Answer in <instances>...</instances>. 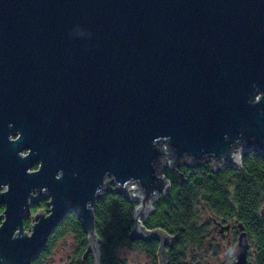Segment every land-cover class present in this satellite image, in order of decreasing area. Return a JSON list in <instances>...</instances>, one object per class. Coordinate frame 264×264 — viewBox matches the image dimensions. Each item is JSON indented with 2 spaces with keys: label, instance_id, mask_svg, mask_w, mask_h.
I'll use <instances>...</instances> for the list:
<instances>
[{
  "label": "water",
  "instance_id": "1",
  "mask_svg": "<svg viewBox=\"0 0 264 264\" xmlns=\"http://www.w3.org/2000/svg\"><path fill=\"white\" fill-rule=\"evenodd\" d=\"M250 152L264 157V0H0V264H30L70 211L100 264L103 192L136 202L137 238L170 187L160 163L218 171ZM247 247L242 233L237 264Z\"/></svg>",
  "mask_w": 264,
  "mask_h": 264
},
{
  "label": "trees",
  "instance_id": "2",
  "mask_svg": "<svg viewBox=\"0 0 264 264\" xmlns=\"http://www.w3.org/2000/svg\"><path fill=\"white\" fill-rule=\"evenodd\" d=\"M182 178L178 172L164 169L163 173L170 181V187H178L182 194L178 196V208H174V198L170 187L165 194H161L154 204V213L151 218L143 219L145 227H152L158 220L157 214L167 217L171 225H179L182 214L183 200L188 198V229L191 239L198 240L200 230L197 225L194 206L199 200L208 203L209 207L217 213L234 211L237 208L239 217L243 222L249 223L254 205L264 202V157L250 152L242 159L241 169L227 168L223 172L213 171L209 164L195 168L183 167ZM47 198L32 201L30 214L23 220L25 230L33 222L32 216L47 206ZM136 202L131 201L114 190L103 192L97 199L95 214V234L98 238V252L100 264H123L117 255V250L122 246H134L136 238H132L134 229L133 212ZM3 207L0 206V214ZM181 214V215H180ZM257 216L259 222L261 221ZM253 218V217H252ZM160 224V223H159ZM167 224V223H166ZM69 232L76 238V246L69 264H95L92 252L89 251L90 238L84 229L77 214L70 211L54 228L43 249L32 259L30 264H45L51 256L57 243ZM149 255H154L156 245L152 240L142 243ZM264 256V253H263Z\"/></svg>",
  "mask_w": 264,
  "mask_h": 264
},
{
  "label": "flooded vegetation",
  "instance_id": "3",
  "mask_svg": "<svg viewBox=\"0 0 264 264\" xmlns=\"http://www.w3.org/2000/svg\"><path fill=\"white\" fill-rule=\"evenodd\" d=\"M203 164H209V162ZM183 167L186 166L178 165L172 170L178 172L182 178L181 169ZM229 167L235 168V170L241 169L242 162L238 168ZM229 167H224L218 171L223 172ZM182 180L185 181L184 178ZM172 186L170 187L172 191L170 195L175 200L174 208H178V196L182 193L178 191L177 186ZM181 204L183 206L179 211L182 218H180L181 223L179 225H171L167 221V217L158 213L156 223L152 227H145L143 223L144 231L141 230L142 233L132 241V244H139V247L135 249L152 258L153 264H237L234 248L242 233L245 234L248 244L244 264H264V202L259 203L258 206L254 205L253 218L251 217V221L246 223L239 217L237 208L234 211L217 213L216 210L209 207L208 203L203 200L197 201L196 204L201 208L193 210L196 212L198 221L194 228L199 229L200 234L197 235L198 240L196 239L195 242L192 241V235L188 232V229L191 232L193 228H188V198L184 199ZM153 213L154 211L144 220L151 218ZM257 216H259L260 222ZM149 233H155V237H148ZM149 240H152L156 245L154 255H149L147 249L140 246ZM123 247L133 249L134 246Z\"/></svg>",
  "mask_w": 264,
  "mask_h": 264
},
{
  "label": "rangeland",
  "instance_id": "4",
  "mask_svg": "<svg viewBox=\"0 0 264 264\" xmlns=\"http://www.w3.org/2000/svg\"><path fill=\"white\" fill-rule=\"evenodd\" d=\"M164 165V163H160L158 168L166 169ZM47 208L48 207H45L44 209ZM200 208L201 207L197 204L194 206V210ZM75 246L76 238L72 232H69L57 243L54 251L45 264H69V258L72 256ZM117 255L123 264H153L152 258H149L135 248L131 249L122 246L117 250Z\"/></svg>",
  "mask_w": 264,
  "mask_h": 264
},
{
  "label": "built area",
  "instance_id": "5",
  "mask_svg": "<svg viewBox=\"0 0 264 264\" xmlns=\"http://www.w3.org/2000/svg\"><path fill=\"white\" fill-rule=\"evenodd\" d=\"M131 193H133L134 195L136 194V192H135V191H132Z\"/></svg>",
  "mask_w": 264,
  "mask_h": 264
}]
</instances>
